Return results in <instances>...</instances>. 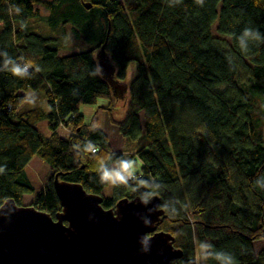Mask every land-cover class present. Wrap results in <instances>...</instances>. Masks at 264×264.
Listing matches in <instances>:
<instances>
[{"label":"trees","instance_id":"1","mask_svg":"<svg viewBox=\"0 0 264 264\" xmlns=\"http://www.w3.org/2000/svg\"><path fill=\"white\" fill-rule=\"evenodd\" d=\"M67 42L79 52L62 57ZM103 45L127 87L119 101L95 60ZM100 99L121 104L115 123L142 147L112 153L87 129L80 106ZM34 156L52 173L30 206L53 218L56 175L104 209L158 196L156 231L183 254L170 264H264V0H0V206L34 193L24 172ZM104 171L125 178L111 179L110 198Z\"/></svg>","mask_w":264,"mask_h":264},{"label":"water","instance_id":"2","mask_svg":"<svg viewBox=\"0 0 264 264\" xmlns=\"http://www.w3.org/2000/svg\"><path fill=\"white\" fill-rule=\"evenodd\" d=\"M104 48L95 57L98 70L122 100L127 87L115 80ZM53 187L61 205L55 218L13 200L0 206V264H170L182 257L174 237L156 231L164 216L160 197L123 199L104 209L102 197L80 184L56 175Z\"/></svg>","mask_w":264,"mask_h":264},{"label":"rangeland","instance_id":"3","mask_svg":"<svg viewBox=\"0 0 264 264\" xmlns=\"http://www.w3.org/2000/svg\"><path fill=\"white\" fill-rule=\"evenodd\" d=\"M39 11L42 14V19H44L47 15V12L42 8H39ZM41 25H43V23H41ZM66 44H64L65 46L61 49L60 56L63 57L73 54L75 52H79L78 49L73 48V44H70L68 42ZM221 44L225 50H229L225 42H221ZM27 95L29 96L30 94ZM117 101H119V99ZM108 105V100L100 99L95 105L80 106L79 112L84 117L87 129L89 131H93L96 129L102 130L108 137V144L112 153H120L124 155L129 154L130 152H133L138 148L142 147L144 145V138L142 134L139 135L138 140L125 138L122 136L118 129V125L115 123L123 117V113L121 112V104L117 103L115 108H113L112 110H109L107 108ZM39 106L47 109V105L42 102H39ZM27 108H29V106H27ZM140 121L142 124L143 120L141 119ZM36 128L43 136L47 138L51 136V131L49 130L46 121L39 123ZM57 132L62 137H67V135H69V131H66L62 128L58 129ZM139 166L140 164L138 163L137 168H135L134 172L139 170ZM24 172L30 180L32 186L34 187V193L25 195L23 201V206H30L34 197L36 195H39L41 191L45 188L47 184V179L51 175L52 170L47 162L40 159L38 156H34L33 159L29 162V164L24 168ZM111 193L112 186L110 179L108 185L103 191V196L105 198H110ZM262 250H264V241L258 242L255 245V251L257 254H259V252Z\"/></svg>","mask_w":264,"mask_h":264},{"label":"clouds","instance_id":"4","mask_svg":"<svg viewBox=\"0 0 264 264\" xmlns=\"http://www.w3.org/2000/svg\"><path fill=\"white\" fill-rule=\"evenodd\" d=\"M243 36L244 37H248L250 38L251 40H256V41H259L261 40V37L259 35V31L258 30H253V29H250V28H246L244 31H243ZM240 47L243 49V44L241 43L240 44ZM246 51V50H245ZM22 69L19 68V67H14L12 69V74L13 75H19L22 73ZM130 167V165L128 164H124L122 165V168L123 170H127L128 168ZM109 179H113L114 181H119L121 183L124 182V176L121 175L120 173H116L115 176L113 177L112 174H110L109 172L107 171H104L102 176L100 177V180L101 182H104L105 180H109Z\"/></svg>","mask_w":264,"mask_h":264},{"label":"built area","instance_id":"5","mask_svg":"<svg viewBox=\"0 0 264 264\" xmlns=\"http://www.w3.org/2000/svg\"><path fill=\"white\" fill-rule=\"evenodd\" d=\"M28 69H29L28 67L25 68V70H28ZM96 152H97V148H93L92 153H96Z\"/></svg>","mask_w":264,"mask_h":264},{"label":"crops","instance_id":"6","mask_svg":"<svg viewBox=\"0 0 264 264\" xmlns=\"http://www.w3.org/2000/svg\"><path fill=\"white\" fill-rule=\"evenodd\" d=\"M27 94H30L29 96L27 95ZM25 96H27L28 98L31 96V93H26V94H24Z\"/></svg>","mask_w":264,"mask_h":264}]
</instances>
